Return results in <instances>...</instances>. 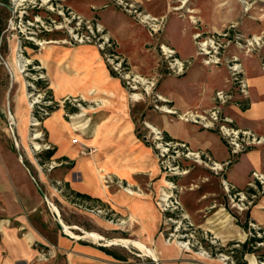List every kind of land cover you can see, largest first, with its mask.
<instances>
[{
	"label": "rangeland",
	"instance_id": "rangeland-1",
	"mask_svg": "<svg viewBox=\"0 0 264 264\" xmlns=\"http://www.w3.org/2000/svg\"><path fill=\"white\" fill-rule=\"evenodd\" d=\"M73 1L0 0V221L11 220L8 224L9 230L20 228L13 222L15 212L19 211L25 220L23 230L20 229L17 236L23 238L27 231H31L38 237L33 244L36 257L27 263L19 262L18 264H70L68 255L59 250L55 244V239L64 234L57 222V215L54 214L47 201L57 207L59 218L66 225H75L81 230L90 227L88 217L81 213L83 207H80L79 202L74 199V192L62 180L61 169L68 164L57 158L56 149L48 140L45 120L57 111L61 114L62 122L71 128L74 122L89 123V119L92 120L96 113L98 102L91 97L93 92L83 96L71 94L56 100L50 86L51 72L55 66L57 72L69 75L76 53L82 47H88L89 52L98 56L109 73L121 81L130 103H141L143 110L146 108L151 110L155 107L154 105L161 106L162 103L159 100L156 101L157 91L160 92L167 84L175 86L191 72L188 68L182 75L175 76L169 71L167 61L164 60L159 49L162 44L169 48L163 43L166 26L154 34L151 39L138 25L139 23L133 17L128 16L132 29L141 28V36L145 38L137 51V59L131 61L133 67H128L133 74L149 81L147 84L139 85L137 90L129 89L125 82L110 71L102 53L95 45L74 43L72 36L75 33L77 17L83 21L80 26L82 32L86 31L85 22L93 25L97 21L94 18L86 19L75 13L72 9ZM108 1L127 14L118 5V0ZM125 1L147 14L133 0H123L124 3ZM168 1L171 9L166 13L160 12L159 5H156L153 11L157 16H160L158 14H163L162 17L165 15L164 23L168 15V21L173 16L189 21V14L185 11L187 8L194 9L198 17L208 18L215 9L222 11L225 21L223 31L220 33H227V36L221 40L224 48L219 55L221 64L218 67L225 69L227 75L224 80L220 79V84L215 86L214 92H208V97L212 95L213 98L214 93L219 90L227 92L230 88L226 80L229 77L227 63L233 55L232 50L237 49L235 41L226 47L227 39L233 40L235 35H238L241 39L239 43L245 46L246 40L259 38L258 45L251 46V54L260 56V52L264 51V0H242L244 3L239 0H190L180 11L174 9L182 4L180 1ZM203 25L205 29V24ZM213 34L202 32L201 38L209 39ZM28 40L33 41L35 48H32ZM147 40L152 41V45H155L154 49H152L154 46L151 47ZM39 42L50 43L40 45ZM245 50L246 47H244ZM195 57L200 58L197 47ZM189 60L192 61V59ZM15 61H17L18 68L13 69V74L17 76V82L13 81L11 71V66ZM210 69L205 71L209 75ZM205 72H202V75H205ZM40 80L46 84L42 89L35 84ZM134 94L137 98L133 97ZM201 102L197 100L192 108L203 106ZM45 106L52 107L54 111L49 113V110H44ZM203 107L210 108L209 106ZM73 109H76L75 112H71ZM46 111L49 113L47 116ZM80 113L83 115L75 118ZM143 122V119L137 117L136 124L140 139L148 135ZM35 133L40 135L36 140L32 139ZM72 133L74 136L77 135V132ZM73 141L76 145L80 144L82 154L94 152L82 141ZM47 151L51 153L49 157L45 154ZM180 166L187 168L188 173L176 176L172 180L179 188V201L187 220L180 221L171 215L175 221L172 223L166 219L169 214L161 213L160 238L165 243L180 249V261L191 264H217L219 262L247 264L248 262H245L244 255L241 253V244L250 238H255L258 240L249 244L253 253H247L250 254L248 261L252 264H262L264 262V225H258L250 219V215L247 216L251 207L248 210H238L226 197L221 187L220 177L204 166L190 161H182ZM248 182H254L252 173ZM246 188L239 190H246ZM262 195L264 194L258 195L255 201ZM28 204L32 206L29 208ZM226 218L241 231L242 238L223 239L219 235L225 233L223 221ZM81 230L70 229L76 235L83 237ZM81 241L97 247L102 245V242L88 237ZM1 242L2 236L0 235L2 255L6 256L8 250ZM176 242L186 244L188 250L177 246ZM122 249L134 263L157 264L131 245Z\"/></svg>",
	"mask_w": 264,
	"mask_h": 264
},
{
	"label": "crops",
	"instance_id": "crops-1",
	"mask_svg": "<svg viewBox=\"0 0 264 264\" xmlns=\"http://www.w3.org/2000/svg\"><path fill=\"white\" fill-rule=\"evenodd\" d=\"M133 1L147 14L155 17L163 16L153 13L156 5L161 7L160 12L163 13L171 9L168 0ZM176 1L182 3L177 8H185L183 0ZM177 8L174 9L182 10ZM72 9L86 19L94 18L116 42L118 53L126 59L127 65L133 67L131 61L137 59V51L145 38L141 36V28L132 29L129 15L108 0H74ZM185 11L189 14V21L177 16L168 21V15L162 27L163 30L166 26L163 43L174 50L178 58L192 59V65L189 67L191 72L175 86L167 84L156 93V97L162 99L159 101L162 105H167L179 113L195 108L201 111L205 109L203 106L210 107L212 95L208 97V92H214L215 86L220 84V79L224 80L227 75L225 69L206 66L201 58L195 57L194 34L223 31L225 20L222 11L215 9L210 18L196 16L195 10L191 8ZM138 25L153 39L144 26ZM147 43L151 47L154 46L152 49L155 48L152 41L147 40ZM231 53L240 58L243 76L248 85V97L244 107L231 105L225 112L233 120L235 127L264 136V72L261 67L264 51L260 52L259 57L251 54V51L245 52L236 48ZM214 67L216 69H213ZM208 68H211L210 75L205 72ZM202 72H205V75H202ZM51 77L50 86L56 100L71 94L83 96L93 92L91 97L98 102L93 119L84 123L87 125L85 128L79 124L76 136L73 135L71 127L62 122L61 114L57 111L53 112L45 123L48 140L55 147L57 158L68 164L61 169L63 182L74 194L84 196L82 199L89 203L90 208H101L108 213V216H101L82 208L81 213L88 217L90 227L81 230L78 226L68 225L72 230H81V233L99 234L103 237L100 241L102 245L97 247L87 244L81 241L83 238H72L63 230L65 237L59 235L55 239L59 250L68 255L70 264H138L122 251L124 247L121 245L106 246L103 243L107 240L125 239L138 241L149 247L158 258V264H191L180 261V249L160 238L162 215L155 204V196L164 189L165 184L155 152L146 142V136L140 139L138 135L137 117L144 120L147 130L148 126L156 127L166 138L188 143L192 149L205 151L221 163L229 157L223 140L216 132L180 121L163 110H157L155 107L143 110L141 103H130L121 81L109 73L98 56L89 52L88 47H82L76 53L69 75L57 72L55 66ZM197 100H201L203 106L192 108ZM73 140L82 141L94 152L82 154L80 144L76 145ZM253 172L264 174L263 146L253 147L242 154L226 169L224 177L239 189H245ZM29 206L32 205L28 204ZM248 212L252 221L264 225V195L255 201ZM15 213L13 222L20 228L9 230L8 224L11 220H7L5 228L11 239L5 238L0 232L1 243L8 250L7 255L3 256V247L0 245V264L27 263L36 257L33 244L38 237L32 233L33 240L28 242L25 235L31 231H27L23 238L17 236V232L23 230L25 219L19 211ZM59 215L57 222L61 220ZM249 255L245 254L244 260L247 264H252L248 261ZM115 257H121L123 260Z\"/></svg>",
	"mask_w": 264,
	"mask_h": 264
},
{
	"label": "built area",
	"instance_id": "built-area-1",
	"mask_svg": "<svg viewBox=\"0 0 264 264\" xmlns=\"http://www.w3.org/2000/svg\"><path fill=\"white\" fill-rule=\"evenodd\" d=\"M118 5H120L129 16L133 17L136 22L144 26L151 36L158 33L164 25L163 17H154L150 14L142 13L132 4L126 1L124 3L123 0H118ZM82 22V19L77 17L75 33L72 36L76 45H95L102 53L103 59L109 66L110 71L125 82L129 89L137 90L139 85L142 86L143 84L149 83L147 79L141 78L130 71L126 59L118 53L116 42L111 39L99 24L93 23L92 25L89 24V22H85L86 31L82 32L80 31ZM226 36L227 33L217 32L207 39L201 38L200 33L194 34L198 55L204 65L220 66L219 55L224 48L221 40ZM240 40V37L235 35L233 40L227 39L226 47L229 46L232 41H235L237 49L239 48V50L244 51V47H246L245 52H247L251 51V46L254 44L258 45V42L256 43L253 39H248L244 46L239 43ZM28 43L31 44V46H36L33 41L31 42L28 40ZM159 49L164 60L167 61L169 71L174 75H182L192 64V61L189 59L178 58L175 51L164 44L160 45ZM227 70L229 77L226 80L230 84V88L227 92L223 90L216 91L209 109L198 111V108H195L179 113L167 105H155V109L163 110L180 121L193 123L206 130H215L224 141L229 154L225 162H217L207 152L194 150L185 142L170 140L156 127H147L149 132L145 139L155 152L165 184L164 189L155 196V204L160 213L164 215L169 214L168 218H166L169 222H175L171 215H174L180 221L187 220V216L183 213L179 201V188L172 180L176 176H182L188 173L187 168L180 166L182 161H190L202 165L214 175L219 176L221 187L226 197L230 199L238 210H248L252 204H254L257 196L264 194V174L253 172L252 178L254 182H248L246 190L237 189L224 177L226 169L234 164L242 154L253 147L264 146V136L258 135L251 130L235 127L233 120L225 112L226 108L231 105L244 107L245 100L248 97V85L243 76V69L237 55L233 54L231 56V59L227 63ZM262 70L264 71V62L262 64ZM158 100L162 101V99L157 97L156 101ZM47 107L49 106H45L46 109L44 110H47ZM48 114L47 112L46 116ZM74 199L79 202L80 207L87 209L91 213L108 216V213L104 209L90 208L86 200L76 195ZM110 222L112 221L110 220Z\"/></svg>",
	"mask_w": 264,
	"mask_h": 264
},
{
	"label": "bare ground",
	"instance_id": "bare-ground-1",
	"mask_svg": "<svg viewBox=\"0 0 264 264\" xmlns=\"http://www.w3.org/2000/svg\"><path fill=\"white\" fill-rule=\"evenodd\" d=\"M190 0H183V4L184 6L186 5L187 2H189ZM240 2L244 3V1L242 0H239ZM183 6V7H184ZM177 9H182V8H177ZM192 12V11H190ZM259 40V38L257 37H254L253 41H255L257 43V41ZM47 43H50V42H39L40 45H44V44H47ZM52 43V42H51ZM25 62H28V60H25ZM11 71H12V77H13V81L14 82H17V76H14L13 74V69H17L18 68V65H17V61H15L13 63V65L11 66ZM134 98H137L136 95H133ZM30 106V105H29ZM83 115V113H80V114H77L75 116V118H79ZM74 118V119H75ZM78 122H74L73 123V128H71L73 131H77L76 129L78 128V125L77 124ZM37 124V123H36ZM76 125V126H75ZM87 125H84L82 124L80 127L82 128H85ZM81 128V129H82ZM39 133H35L33 135V138L34 140H36L38 137H39ZM16 145L18 146L19 144L17 143L16 141ZM38 148V146H36ZM49 206L51 207L52 211L54 212L55 215H59V211L57 209V207L52 204L50 201H47ZM59 222L63 225L64 227V231L67 235L71 236L72 238H75V239H80V238H90L94 241H102L103 240V237L100 236L99 234L97 233H93V232H84L83 233V237L82 236H79V235H76L75 233H73L72 231H70V228L68 227V225H66L65 223H63L61 220H59ZM7 220H1L0 221V232L4 235L5 238L7 239H11V237H9V235L7 234V229L5 228V225L7 224ZM224 223V230H225V233L224 234H219L223 239H228V238H242L243 237V234L241 233V231L239 229H237L230 221L227 220V218L223 221ZM25 239L28 241V242H32L33 240V234L32 232H28L26 235H25ZM106 246H110V245H121L122 247H128V246H133L134 248L138 249L140 252H142L145 256H148L150 257L151 259L155 260V261H158V258L156 257V255L154 254V252L149 248L147 247L146 245H144L143 243H140L138 241H134V240H125V239H121V240H107V241H104L103 242ZM176 245L177 246H180L182 248H185L187 249V245L186 244H183L182 242H176ZM188 250V249H187ZM200 256H203V254H199ZM264 264V262L262 263Z\"/></svg>",
	"mask_w": 264,
	"mask_h": 264
},
{
	"label": "trees",
	"instance_id": "trees-1",
	"mask_svg": "<svg viewBox=\"0 0 264 264\" xmlns=\"http://www.w3.org/2000/svg\"><path fill=\"white\" fill-rule=\"evenodd\" d=\"M0 32H1V29H0ZM32 48H35V46H32ZM35 84L38 86V87H40L41 89L42 88H44L45 87V83L43 82V81H36L35 82ZM47 110H49V113L50 112H53L54 110L52 109V107H47ZM74 110H76V109H73L71 112H75ZM46 154V156L47 157H49L50 156V152H46L45 153ZM77 197H80V198H85L84 196H80L79 194H75ZM247 216H249V212H247ZM258 239H255V238H253V239H249V240H246L245 242H243L242 244H241V253H242V255H245V254H247V253H253V249L252 248H250L249 247V244L251 243V242H253V241H257ZM102 250H105L106 251V249H104V248H101ZM108 252V251H107ZM116 259H118V260H123L121 257H115ZM243 264H245V263H243Z\"/></svg>",
	"mask_w": 264,
	"mask_h": 264
},
{
	"label": "water",
	"instance_id": "water-1",
	"mask_svg": "<svg viewBox=\"0 0 264 264\" xmlns=\"http://www.w3.org/2000/svg\"><path fill=\"white\" fill-rule=\"evenodd\" d=\"M60 226L64 229L63 225L60 223ZM155 261V260H154ZM156 262V261H155ZM158 264V263H157Z\"/></svg>",
	"mask_w": 264,
	"mask_h": 264
}]
</instances>
